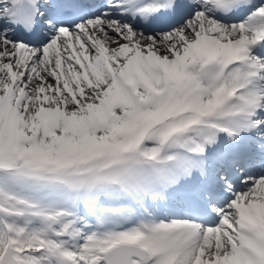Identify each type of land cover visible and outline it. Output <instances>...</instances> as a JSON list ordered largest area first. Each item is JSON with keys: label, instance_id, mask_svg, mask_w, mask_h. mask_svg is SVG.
<instances>
[{"label": "snow or ice", "instance_id": "1", "mask_svg": "<svg viewBox=\"0 0 264 264\" xmlns=\"http://www.w3.org/2000/svg\"><path fill=\"white\" fill-rule=\"evenodd\" d=\"M0 264H264V0H0Z\"/></svg>", "mask_w": 264, "mask_h": 264}]
</instances>
